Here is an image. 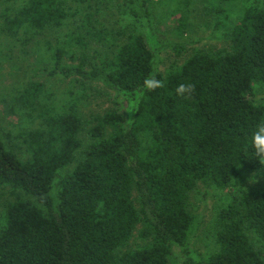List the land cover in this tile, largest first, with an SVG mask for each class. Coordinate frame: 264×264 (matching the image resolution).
<instances>
[{"label":"trees","instance_id":"1","mask_svg":"<svg viewBox=\"0 0 264 264\" xmlns=\"http://www.w3.org/2000/svg\"><path fill=\"white\" fill-rule=\"evenodd\" d=\"M109 1L117 32L96 19L102 0H15L0 14L1 33L34 41L39 71L115 98L88 118L72 89L60 106L40 82L11 99L17 131L0 127V189L13 198L0 205V264H178L175 249L183 264H264V189L225 197L212 249L191 248L198 185L223 191L264 171L248 143L264 119V0ZM156 2L178 16L179 35L202 2L226 47L162 72L161 52L183 45H165L153 26ZM93 43L103 51L92 55ZM153 73L165 87H144ZM181 83L195 85L191 100L176 95Z\"/></svg>","mask_w":264,"mask_h":264},{"label":"rangeland","instance_id":"2","mask_svg":"<svg viewBox=\"0 0 264 264\" xmlns=\"http://www.w3.org/2000/svg\"><path fill=\"white\" fill-rule=\"evenodd\" d=\"M15 0H0V14L4 11V6H13ZM178 0H168L165 7H172L170 4L176 3ZM152 8L151 20L153 26L156 27L163 35L165 45L169 42L183 45V48L175 49L172 46L165 48L160 54V70L164 72L173 65L181 64L196 49L218 50L226 47L227 41L221 39L220 33H214L212 29V17L205 15L202 2H198L194 6L190 25L184 35L177 33L178 16H170L166 9L159 2L155 3ZM115 6V5H114ZM102 13L96 16L102 26L107 29L120 31L121 24L118 23L114 12L113 2L102 0L100 4ZM94 11V10H93ZM2 20L0 19V24ZM210 26V27H209ZM124 36L119 37V42H124ZM34 41L27 45L16 39L3 34L0 31V127L4 133L9 131H17L12 123H16L15 117L8 118L5 112L11 104V99L23 92L31 82H40L46 90L45 96L53 97L56 106H60L68 89L78 91V97L83 100L81 108L84 116L87 118L92 114L97 115L103 113L106 109L111 108L115 103L114 95L102 87L95 84H89L84 90L80 88L78 83L70 82L71 79L61 76H47L39 71L38 56L33 52ZM93 43L90 53L94 55L95 50L103 51L104 47ZM102 58V57H101ZM99 56V60L101 59ZM50 67V66H49ZM68 98V97H67ZM257 98L264 99V87L259 89ZM7 102V103H5ZM14 120V121H12ZM12 122V123H11ZM240 189H264V171L246 172L244 175L235 179L234 184L223 191L213 187L198 185L191 197L193 204V212L198 218V227L195 229L191 239V248L200 253H208L212 249L214 229L213 219L217 209L225 201V197L239 192ZM9 189H0V205L4 201L12 200ZM253 239V237H251ZM175 256L178 264H183L184 258L180 254L179 249H175Z\"/></svg>","mask_w":264,"mask_h":264},{"label":"clouds","instance_id":"3","mask_svg":"<svg viewBox=\"0 0 264 264\" xmlns=\"http://www.w3.org/2000/svg\"><path fill=\"white\" fill-rule=\"evenodd\" d=\"M144 87L149 91H154L165 87V81L157 79L153 73L145 78ZM194 92L195 85L192 83H181L175 89L176 95L185 100H191ZM248 143L255 159L264 166V119L258 121L251 130Z\"/></svg>","mask_w":264,"mask_h":264}]
</instances>
